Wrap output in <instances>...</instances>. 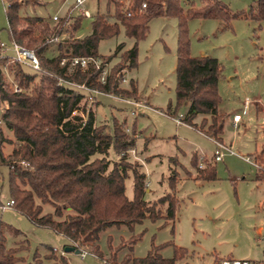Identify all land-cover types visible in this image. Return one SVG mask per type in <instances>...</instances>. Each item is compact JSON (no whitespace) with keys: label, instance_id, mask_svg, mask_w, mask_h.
I'll use <instances>...</instances> for the list:
<instances>
[{"label":"trees","instance_id":"trees-1","mask_svg":"<svg viewBox=\"0 0 264 264\" xmlns=\"http://www.w3.org/2000/svg\"><path fill=\"white\" fill-rule=\"evenodd\" d=\"M2 1L10 42L33 50L44 71L70 82L85 83L103 94L128 100H137V87L133 79H130L128 88L121 87L117 73L137 67L138 43L146 38L152 18H175V103L168 105V113L174 118L179 107H187L183 122L218 142L221 141L227 118L226 114L218 111L221 66L211 56L190 55L188 21L217 20L223 23V29L237 18L258 24L264 22V0H255V6L248 12L237 13L231 12L219 0H206L202 7L190 6L186 12L181 7V0H104L106 13L95 15L91 33L83 38L69 37L66 47L59 45L58 54L49 58L45 53L50 41L62 34L68 18L50 25L40 17L20 16L19 0ZM80 21L81 18L76 19L74 30H77ZM120 28L127 38L134 40L133 46L122 51L123 45L120 44L113 55H99L97 48L100 41L117 36ZM118 53L119 62L113 65L103 84L97 80L98 72L93 68L84 71L78 67L68 69L71 57H99L108 63ZM62 59L67 61L65 66L60 65ZM0 65H6V62L0 60ZM6 67L21 88V92H14L0 71V93L7 103L2 116L3 127L11 134V137L4 136L0 129V163L9 172V200L13 201L12 208L16 212L35 226L63 236L70 247L78 250L88 247L89 252L100 259L103 253L98 245L99 235L106 228L124 225L131 231L134 225L145 219L155 221L162 217L174 221L179 204L175 193L178 174L174 168L169 177L170 192L156 201L146 202L143 198L145 175L139 165L127 159L136 140L126 133L125 125L115 124L110 133L105 125L96 124L88 96L82 91L57 85L48 76L30 73L19 64H7ZM198 116L203 118L197 125L193 120ZM4 143L11 147L6 156L2 150ZM112 147L119 155L117 161L107 158ZM255 160L258 163L255 180L264 181V147ZM21 162H25L26 166L20 165ZM170 163L175 167L177 161L170 158ZM191 165L195 169V181L216 179L214 164L203 161V167L199 168L198 157L194 154ZM128 171L133 174L131 200L125 195ZM191 177L188 172L187 178ZM44 205H50L53 212L44 214ZM6 232L13 237L23 236L20 230L0 221V264H18L23 261L18 253L28 245L22 240V243L16 242L17 246L8 248ZM129 241V249L132 250L137 239L131 237ZM46 247L50 253L44 259L58 258L59 264H69L62 255L56 256L53 248ZM108 247L111 250L110 239ZM159 249L152 246L142 258L126 255L121 264H174L176 258H163ZM185 255L186 251L181 249L176 254L177 258ZM39 257L35 253L33 258L39 260Z\"/></svg>","mask_w":264,"mask_h":264},{"label":"rangeland","instance_id":"rangeland-1","mask_svg":"<svg viewBox=\"0 0 264 264\" xmlns=\"http://www.w3.org/2000/svg\"><path fill=\"white\" fill-rule=\"evenodd\" d=\"M19 1V14L22 17L55 15L61 18L73 5V1L62 4V0H42L43 5L34 7L26 5L30 0ZM219 1L234 13L248 12L255 6V0ZM205 2L181 0V7L186 12L190 6L200 8ZM83 9L95 17L98 13H106V3L104 0H86ZM69 16L73 17L71 13ZM76 19L66 24L67 28L63 29L58 43L50 44L46 57L57 54L59 45L66 47L69 37L76 38V33H73ZM91 22L92 19H82L79 23L80 35H88ZM222 26L223 23L217 20L188 21L191 56H211L221 66L218 93L222 110L227 112L222 139L232 153L224 152L221 160L214 161L216 179L194 181L187 178L188 172L195 173L191 165L192 156L196 154L198 158L213 159L216 146L193 128L175 124L173 119H182L187 107H179L174 118L168 113V105L175 103L177 20L152 18L146 38L138 43L137 67L127 70L126 82L120 84L128 88L129 79H133L137 86V100L97 95L88 103L95 113L97 125H105L108 132L112 133L115 124H123L126 133L136 140L135 147L131 149L134 154L128 153L127 159L139 165L145 175L143 198L146 202L156 201L170 192L169 177L172 169L176 170L175 193L179 204L174 221L162 217L155 221L145 219L134 225L131 231L124 225L106 228L99 235L98 245L103 253L100 259L89 252L88 247L80 250L79 254L64 252L68 241L63 236L35 226L13 208H0V221L23 233L21 237H13L6 232V246L13 248L17 246V241L22 243V240L28 245L18 253L23 258L18 264H59L58 258L44 259L50 253L46 246L53 248L56 256L66 258L69 264H121L126 255L145 257L152 246L159 247L158 252L165 259L175 257L174 264H214L223 259L264 261V240H258L259 236H264V181L255 180L257 169L244 160V157H252L264 142V116L255 119L243 113L246 96L252 98L257 91L264 94V23L257 26L252 21L237 18L231 21L228 28L223 29ZM0 42L7 46L10 42L2 0ZM120 44L123 45L122 51L134 44L133 39L125 36L122 28L117 36L100 41L97 53L111 56ZM119 56L120 53L116 54L108 62L110 69L119 62ZM146 100L153 109L141 115L138 114L140 109L136 111L138 116L132 115L135 109L128 101L146 106ZM237 110L242 121L234 127L231 121ZM2 131L4 136L11 137L8 129L3 127ZM10 149L8 144L2 145L4 156ZM107 158L111 161L119 159L113 147L109 149ZM170 158L176 159L175 167L170 163ZM8 174V169L0 163L2 205L9 201ZM125 195L130 200L133 198L131 171H128L125 179ZM52 212L50 205L43 206L44 214ZM131 237L137 239L132 250L129 249ZM108 239L111 240V250ZM179 249L186 251L183 258L176 256ZM35 253L40 255L39 260L33 258Z\"/></svg>","mask_w":264,"mask_h":264},{"label":"built area","instance_id":"built-area-1","mask_svg":"<svg viewBox=\"0 0 264 264\" xmlns=\"http://www.w3.org/2000/svg\"><path fill=\"white\" fill-rule=\"evenodd\" d=\"M86 0H73V5L74 9H79L80 10V15L84 17H90L88 11L82 10L84 3ZM125 1V0H124ZM143 8L145 7V4L142 6ZM70 14V13H69ZM68 14V17H70ZM53 23H58L59 22V17H52ZM59 37L53 38L50 41L51 43L57 42L58 43ZM50 47V45H49ZM58 54V52H57ZM56 54V55H57ZM0 60H4L7 64H19L21 65L25 70H27L30 73H35L38 75H43V76H48L50 79L56 82L57 85H66L68 87H71L75 90L82 91L85 93L88 97V101H92L93 97L97 95H108V94H103L100 91L90 88L87 86L85 83L78 84L75 82H70L67 80H64L63 78L58 77L55 74H50L44 71L41 68L39 58L35 55L33 50L23 48L16 44L15 42H9V45L7 46L6 44L0 42ZM67 63L66 59H62L60 62L61 66H65ZM6 65H0V71L3 74V77L5 79V82L9 83L13 89L14 92H21V88L17 83H15L13 76L8 72ZM75 67H78L81 70H87L89 68H93L95 71L98 72V77L97 80L100 83H105L107 76L110 73V67L109 63L104 62L101 58L99 57H71L69 64H68V69L71 70ZM127 70H121L117 74V77L120 79L121 82H126V75L125 73ZM112 96V95H111ZM131 105H133V108L135 111H132V115H136V111L140 109H145L147 108L145 105L133 101H128ZM246 104H248V101H246ZM7 109V103L3 100L1 93H0V129L3 128V120L2 116L5 113ZM75 114V112H73ZM234 127L238 125V123L241 121V115L240 114H235L233 115L232 118ZM216 149L214 151V158L215 160H221L224 152L226 153H232L231 149L226 147L224 144L215 142ZM129 153L134 154V150H130ZM123 155V154H121ZM200 161L202 158L199 159ZM244 160L248 163H251L254 165L256 168H258L257 163L252 160L250 157H244ZM20 165L23 167L26 166L25 162H21ZM199 168H202V164L199 163ZM13 207V201L9 200L6 202L5 205L0 204V208L2 210L9 209ZM259 240H264V236L260 237ZM216 264H263L261 262H255V261H249V260H234V259H223L217 262Z\"/></svg>","mask_w":264,"mask_h":264},{"label":"crops","instance_id":"crops-1","mask_svg":"<svg viewBox=\"0 0 264 264\" xmlns=\"http://www.w3.org/2000/svg\"><path fill=\"white\" fill-rule=\"evenodd\" d=\"M38 1H40V2H35V0H30V1H28L27 3H26V5H32V6H40V5H43V1L42 0H38ZM70 1H73V0H62V4H64V3H68V2H70ZM86 2V1H85ZM74 7V5H71L70 6V10L66 13V16L65 17H61V18H59V21L61 20V19H63V18H68V22L67 23H69V21L71 20V19H75V17L76 18H81V21H82V19H92V21H93V16L89 13V15H90V17H84V16H82V15H80V10L79 9H74L73 8ZM84 7V6H83ZM82 10H86V9H83L82 8ZM74 11H77L78 13H76V14H73V12ZM87 11V10H86ZM69 13H71L72 15H73V17H68V14ZM74 15H75V17H74ZM21 16V15H20ZM55 15H53L52 17H54ZM29 17V16H28ZM30 17H37V16H30ZM52 17H40V18H42V19H44L45 21H47L50 25H53L54 23H53V21H52ZM80 21V22H81ZM255 23V22H254ZM264 22H262L261 24H263ZM261 24H258V23H256V25L257 26H259V25H261ZM65 28H67V27H65ZM80 28H81V24H80V26L77 28V30H74L73 31V33L75 34L76 33V38H83L84 36H82V35H80L79 34V31H80ZM91 33V25H90V32L88 33V35ZM56 54H54V55H52V56H55ZM191 55V54H190ZM201 56H204V54H201ZM130 80V79H129ZM137 85V84H136ZM137 87V86H136ZM249 99H251V100H249ZM124 101V100H123ZM246 101H248V104H246ZM125 102V101H124ZM145 103H146V107L147 108H145V110H142L141 109V111H139V113L138 114H143L146 110H148V109H153L151 106H149V103L147 102V100L145 101ZM223 108H222V106H221V102H220V104H219V106H218V111H219V113H224V114H226L227 115V112L226 111H224V110H222ZM243 113L246 115V116H250V115H252L255 119H258V117L260 116V115H263L264 116V94H262L260 91H257V94H254L253 95V97L252 98H249L248 96H246L245 97V100L243 101ZM138 114L136 115V116H138ZM235 114H240L239 112H238V110L237 111H235L234 113H233V115H235ZM241 115V114H240ZM183 118H184V116H183ZM183 118L182 119H180V118H174L173 119V121L175 122V124L176 125H187V124H185L184 122H183ZM202 118L203 117H201V116H198V117H196L194 120H193V122L194 123H196L197 125L201 122V120H202ZM232 118H233V116H232ZM241 121H242V116H241ZM240 121V122H241ZM232 122V125L234 126V124H233V121H231ZM239 122V123H240ZM239 123H238V125H239ZM237 125V126H238ZM188 127H191V126H189V125H187ZM191 128H193V127H191ZM195 131H197L198 133H200L201 135H203V136H205L202 132H200L199 130H197V129H195V128H193ZM263 129H264V127H263ZM205 137H207V136H205ZM208 138V137H207ZM209 140H211L212 142H214V144H215V142H218V141H215V140H213V139H211V138H208ZM219 143H222L223 144V139L221 138V141L219 142ZM262 147H264V142L261 144V147H260V149L258 150V151H256L253 155H252V157H250V158H252V160H254L256 163H257V160H255V157H256V155L258 154V152L261 150V148ZM196 155V154H195ZM197 156V155H196ZM202 158V160H201V164H202V167H203V161H207V162H210L211 164H214V161H216L215 160V158L213 157V159H210V160H208V159H206V158H204V157H201ZM199 159L200 158H198V164H199ZM257 165H258V163H257ZM255 167V166H254ZM256 168V167H255ZM257 169V168H256ZM192 174V177L191 178H189V179H192V180H194L193 178H194V176H195V173H191ZM195 181V180H194ZM258 182V181H257ZM260 182V181H259ZM263 207H264V205H263ZM263 235H261V236H259L258 237V240H259V238L260 237H262ZM261 263H264V261L262 262L261 261ZM214 264H216V263H214Z\"/></svg>","mask_w":264,"mask_h":264},{"label":"water","instance_id":"water-1","mask_svg":"<svg viewBox=\"0 0 264 264\" xmlns=\"http://www.w3.org/2000/svg\"><path fill=\"white\" fill-rule=\"evenodd\" d=\"M64 252H74L76 254H79L80 253V250L75 249L74 247L68 246V247L65 248Z\"/></svg>","mask_w":264,"mask_h":264}]
</instances>
